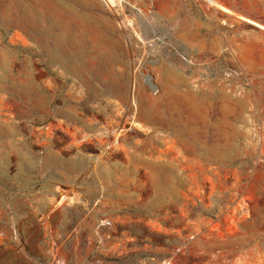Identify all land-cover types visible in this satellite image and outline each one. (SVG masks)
Returning a JSON list of instances; mask_svg holds the SVG:
<instances>
[{"label":"rangeland","instance_id":"1","mask_svg":"<svg viewBox=\"0 0 264 264\" xmlns=\"http://www.w3.org/2000/svg\"><path fill=\"white\" fill-rule=\"evenodd\" d=\"M41 263L264 264V0H0V264Z\"/></svg>","mask_w":264,"mask_h":264},{"label":"trees","instance_id":"2","mask_svg":"<svg viewBox=\"0 0 264 264\" xmlns=\"http://www.w3.org/2000/svg\"><path fill=\"white\" fill-rule=\"evenodd\" d=\"M34 263V262H33ZM39 263V262H38ZM42 264V263H41Z\"/></svg>","mask_w":264,"mask_h":264}]
</instances>
